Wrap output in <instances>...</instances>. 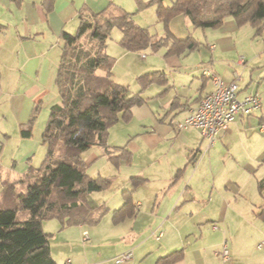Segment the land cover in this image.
<instances>
[{"label":"crops","instance_id":"1","mask_svg":"<svg viewBox=\"0 0 264 264\" xmlns=\"http://www.w3.org/2000/svg\"><path fill=\"white\" fill-rule=\"evenodd\" d=\"M142 1L149 3L151 0ZM174 1L165 0L163 4L171 6ZM117 8L133 13L135 24L148 30L147 24L151 25V20L157 17L156 5L151 4L139 11L136 0H53L50 9L44 5V0H0V152L2 144L22 143L30 139L24 138L22 132L29 128L31 122L32 131L35 125L38 130H45L52 106L60 102L56 77L64 46L63 32L75 34L82 14L86 16ZM156 20L160 24L158 18ZM157 27L156 34L160 37L167 33L172 39L180 40L194 36L192 29L195 27L184 15L171 19L167 29L162 23ZM203 31L206 40L204 51L200 50L202 42L193 37L199 42L198 49L181 55H167L172 40L167 41L168 45L162 47L165 51L159 62L161 65H151L157 68L151 72H161L164 81L147 87L143 92L144 103L132 109L128 122H120V131L128 140L124 146L130 152L129 160L120 159L118 162H125L130 173V188L123 190V196L125 191L134 189V214L115 223L113 213L111 217L108 213L103 218L104 222L94 227L53 226L56 231L50 249L57 264H191L192 254L184 240L192 234V226L209 222H212V232L217 239L214 246L218 244L223 249L226 245L229 251L227 262L221 256L222 249L215 251L214 256L221 257L223 264H247L242 256L250 259L248 264H264V231L249 229L239 236L227 223L230 205L238 203L240 198L241 185L231 178L220 182L213 179L214 191L207 195L198 193L197 188L192 189L191 183L199 169L197 158L205 140L198 129L176 130V123L192 115L201 99L213 90L212 79L205 73L210 70L227 82L237 81L240 98L257 95L260 100L257 109L237 117L226 130L219 132L217 140L244 133L264 139V38L260 40L258 37H262L263 32L257 34L250 24L238 25L232 18L226 19L218 28ZM196 52L198 54H194ZM135 54L125 50L123 57L133 60L132 55ZM140 55L146 59L145 53ZM146 69L144 67L143 71L136 73V82L139 76L147 74L144 72ZM112 74L117 76L114 68ZM139 90L137 82L134 93ZM209 147L207 144V152ZM252 159L253 163L246 166L250 170L249 177L254 175L255 179L258 171L254 163L264 161V151L252 155ZM188 165H194L196 171L188 180L181 182V175L187 171ZM132 177L142 179L137 187L133 185ZM154 181L159 182L160 187L156 194L152 193L156 197L152 201L148 198V184ZM258 187L259 192H263L264 177H261ZM92 197L93 194L88 196L90 202ZM121 201L120 207L124 197ZM194 205H197L196 210L207 205V214L188 221L191 225L186 231L179 227L182 218L178 212L184 207L194 208ZM213 206H216L215 211ZM46 222L43 230L50 233ZM153 233H161L160 238H155ZM221 235L229 240H225L223 246ZM56 240L63 246H54L52 241ZM81 240L86 245L80 246ZM73 243L81 248L78 252L74 251ZM120 243L121 248L116 250ZM237 243H245L244 246L250 248L235 247ZM93 248L98 253L90 261ZM203 249H196V252L202 251L199 257H203ZM106 250L113 251V256L107 257L104 254ZM127 250H133V258L126 263L120 262L119 256ZM179 250H183L181 259L170 263L171 254Z\"/></svg>","mask_w":264,"mask_h":264},{"label":"trees","instance_id":"2","mask_svg":"<svg viewBox=\"0 0 264 264\" xmlns=\"http://www.w3.org/2000/svg\"><path fill=\"white\" fill-rule=\"evenodd\" d=\"M164 1L136 0L139 11L156 5L158 21L166 29L171 19L184 15L195 28H218L232 18L238 25L250 24L257 34L264 31V0H175L171 6H164ZM52 3L44 0L48 9ZM114 28L121 31L119 43L129 52L156 53L168 45V40L172 43L167 55H181L199 47L193 37L180 40L168 33L163 37L152 34L135 24L133 13L118 8L82 14L75 34L63 32L56 77L60 102L52 106L42 135L47 147L45 159L39 167L14 179H3L0 165V264H57L50 249L53 234L44 232L43 223L57 220L62 228L94 226L110 211L105 204L95 206L88 200L90 194L107 189L111 180L90 177L82 154L100 146L117 163L129 160L127 146L107 144L109 130L130 120L132 109L144 103L147 87L164 81L158 71L141 75L137 93H130L128 85L115 81L112 68L116 58L107 52ZM32 127L33 122L23 130L24 138H31ZM131 179L135 187L142 181ZM133 191L124 192L123 205L113 212L115 223L134 214ZM182 255L183 250L173 252L170 263Z\"/></svg>","mask_w":264,"mask_h":264},{"label":"rangeland","instance_id":"3","mask_svg":"<svg viewBox=\"0 0 264 264\" xmlns=\"http://www.w3.org/2000/svg\"><path fill=\"white\" fill-rule=\"evenodd\" d=\"M153 19L154 20H151V25L150 23H148L147 25H149V31L152 34H156L159 29V27L157 26H160L161 23H157L156 16ZM192 33L194 34L193 37L202 42L203 46L200 50L204 51L206 47V40L204 38L205 33L203 29H192ZM121 36L122 33L119 29L114 28L111 31V35L107 43V52L108 54L116 58V63L113 68L117 76L113 74V78L119 83H121L120 81H123V84H126L130 87V93H134L137 89V82L136 79H134L136 73L143 71L144 67H147V69L144 71L146 73L156 70L157 68L155 67L161 65L159 62H161L162 54L165 50H163L164 47L156 53H151L147 50L145 52L146 59H143L139 53H136L135 55H132L134 59L131 60L129 58L123 57V53L125 52V50L119 43ZM258 37L260 40L263 39L264 31L262 33V37ZM194 54H198V52ZM189 56L191 57L192 54H190ZM151 65H154L155 67H152ZM131 66L134 69H132ZM99 72L100 74L103 73L102 71ZM120 124L121 123L115 125L109 130L107 144H111L112 146L115 145L114 147H120L127 144L128 140L124 137L126 136V134L122 135L120 131ZM186 129L193 128L188 127L185 128V130ZM43 131L44 129L40 130L39 128L38 130L35 125L34 131H32V137L30 139H27V141H23L22 143L14 142L12 144H2V150L0 152V165L2 167L3 179H14L15 177H17V175H22L29 169L37 168L42 164L47 152V147L42 142ZM204 140L205 146L203 147L202 152L199 153L197 158V160L199 159V162H197V164H199L197 165L199 166V169L196 172L195 177L193 178L191 188H197L198 193L207 195L211 193V191H214L213 179L218 182H220V180L224 181L226 178H231L238 181L242 187L241 195L238 199V203H232L230 205L227 216V223L230 225L231 231L239 236L244 234L249 229L264 231V215H261V213L264 214V190L263 192H259L258 187L261 177H264V161L262 160L263 162L261 161L260 164L254 163L258 171L255 179L253 177L254 175L249 177L250 170L246 166L248 163H253L252 155L261 154L264 151V139L261 140L251 135H247V133H244L243 135L237 137L234 136L232 138L216 140L215 147L210 146L208 148L210 149L209 152H207L208 150H206V146L209 143L206 139ZM82 158L86 163V173L90 177H102L111 180V185L107 189H105L104 191L92 193L93 197L91 198V203H94L92 205L98 206L105 204L106 206L110 207L111 209L109 214L111 217L115 208L120 207V205L122 204L121 199L123 197V190L129 187L128 178L130 177V173L128 168L126 167L127 165H125V162L123 161L117 163L116 161H114L115 159H110L104 153L103 148L100 146H94L91 149L85 151L82 154ZM195 168L196 167L194 165H188L187 171H185L184 174L181 175L183 179L180 180V177L179 180L181 182L184 180H188V178H190L191 175L195 173ZM159 187L160 184L157 181L148 184V189L150 190L148 198L152 199V201L156 199V197L153 196L152 193L156 194V189H158ZM1 190L2 187L0 184V192ZM143 190L146 192V189ZM213 196L215 197L214 193ZM194 206V208L188 209L184 207V209L178 212V214L182 218L180 220V223H178L179 227L185 229L186 231L190 229L191 225L188 221H193L194 218L198 216H205L207 214V205H199L200 207L197 210L195 209L197 205ZM215 209L216 206H213V211H215ZM104 219L101 221V224L104 222ZM45 224H48L50 227L47 228V231L54 234L56 228H54L53 226H57L60 223L57 220H52L47 221ZM208 224L210 225V227L208 226ZM211 225L212 222L192 226V234L186 241L184 240V244L192 254L191 259L189 260L191 264H223L221 257H219L220 259H218L214 256L215 251H220L222 247L219 248L218 244L214 246V243L217 242V239L215 238L216 235L212 232ZM219 225L220 224L218 223V226ZM94 232L96 231L94 230ZM90 237L92 239V236ZM225 240L228 239L225 236L221 235L220 242L222 243V246L224 245ZM52 243H54V246H56L57 248L63 246V243L58 240L52 241ZM97 243L101 244L100 242ZM240 244L241 243H237L235 247L241 246L240 248L242 249L250 248V246L245 247V243L242 245ZM72 245H74V251L76 252L81 249L78 248L75 243H73ZM82 245L86 244L81 240L80 246ZM121 246L122 245L120 243L118 247H116V250L120 249ZM202 247H204V254L203 257H199V254H201L202 251L196 252V249ZM96 251H98L96 248L90 250L92 254L90 261L95 259V257L97 256L98 252ZM104 254L107 257H110L113 256V251L106 250L104 251ZM242 257L248 264L250 259H247L244 256Z\"/></svg>","mask_w":264,"mask_h":264},{"label":"built area","instance_id":"4","mask_svg":"<svg viewBox=\"0 0 264 264\" xmlns=\"http://www.w3.org/2000/svg\"><path fill=\"white\" fill-rule=\"evenodd\" d=\"M210 76L213 83V90L206 94L196 109V111L186 119L176 123V130L185 128L198 129L210 146L216 140L220 131L226 130L230 123L237 117L248 115L252 110L260 106L257 95H247L239 97V85L237 81L227 82L210 70L205 72ZM159 239L161 233H153ZM87 233H85V238ZM221 256L225 262L229 261V251L224 245ZM133 258V250H127L119 256V261L126 263Z\"/></svg>","mask_w":264,"mask_h":264}]
</instances>
